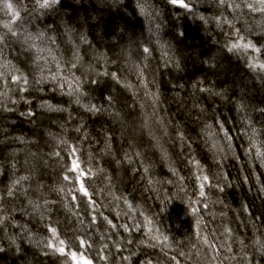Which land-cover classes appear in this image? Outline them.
I'll list each match as a JSON object with an SVG mask.
<instances>
[{
  "label": "trees",
  "instance_id": "16d2710c",
  "mask_svg": "<svg viewBox=\"0 0 264 264\" xmlns=\"http://www.w3.org/2000/svg\"><path fill=\"white\" fill-rule=\"evenodd\" d=\"M135 1L150 2L39 0L33 5L38 20L51 30L48 43L57 66L71 75L68 78L75 87L79 82L80 104L73 103L76 96L69 97L61 89L64 95L45 86L41 94L33 83L38 67L31 53H23L13 40L26 10L18 6L0 17V57L10 64L7 73L0 75V84L12 86L0 98V178L28 177L14 199L0 200V241L14 239L9 246L19 250L22 240L10 230L30 219L23 216L17 221L13 215L29 205L41 209L30 221L59 254L55 264H98L104 261L101 250L109 264H208L206 259L212 257L216 264H223L222 260L232 259L223 252H235L228 264H264V177L259 169L264 164L248 148L245 136L249 124L264 130V112L255 123L250 113L264 108V69L259 67L264 64V13L246 7L233 11L231 0L222 8L217 6L219 0H164L156 5H163V13L153 14V20H164L169 13L174 29L169 32L167 24H160L152 42L139 26ZM237 2L243 4V0ZM200 22L211 26L206 37L197 30ZM229 40H233L230 47L251 41L260 49L233 50L251 67L247 73L241 64L229 61ZM141 46L148 47L150 55ZM173 60L180 67L166 68ZM73 63L76 69L68 71ZM138 65L142 76L137 74ZM103 79L109 81L111 93L100 88ZM45 100L48 106L40 113L39 105ZM17 105H22L20 110ZM209 119L232 134L236 155L228 158L230 162H215L206 150L210 151V142L201 139L200 129ZM143 121L153 141L144 139ZM15 139L20 141L14 144ZM74 160L83 173L68 202L73 213L90 215L84 227L94 246L79 237L72 240L74 249H68L60 243L66 241L62 232L68 205L57 199L63 190L58 180L69 175ZM252 168L256 174L249 173ZM81 183L89 196L78 191ZM209 190L217 192L225 204L219 215L228 220L233 243L223 248L222 242L208 237L214 250L209 253L206 246L205 256L195 258L188 255V250L195 249L189 244L196 218L190 205L201 199V191L205 195ZM6 193L0 187V199ZM128 217L134 219L131 226L125 220ZM181 220L186 223L184 235L175 229ZM122 236L128 238L129 248L120 243ZM251 248L257 253L263 249V256L251 255ZM5 253L0 244V264H10L4 260ZM19 264L51 263L31 252Z\"/></svg>",
  "mask_w": 264,
  "mask_h": 264
},
{
  "label": "bare ground",
  "instance_id": "6f19581e",
  "mask_svg": "<svg viewBox=\"0 0 264 264\" xmlns=\"http://www.w3.org/2000/svg\"><path fill=\"white\" fill-rule=\"evenodd\" d=\"M163 1L164 0H150V2H148V4L146 5H142L137 1H135L134 3V5L136 6L135 13L138 14L140 18L139 26L142 28L144 33L148 35L150 41L152 42H154L153 38L156 34L157 27L161 24V22L165 24L166 22L168 23V21H173V19L170 20L169 13L166 16V18L163 15L164 20H153V14L156 15L157 12H160V11H162L163 13V7H162L163 5L160 6V8L156 7L157 4L158 5L162 4ZM38 2L39 0H0V17H3V16L7 17L9 13L18 6L26 10L27 14H26L25 21H22L21 23L16 24V28L13 32L14 34L13 40L15 41L14 44H17L18 47L21 48L23 53L25 52V50L28 49L27 52L31 53L32 58L34 56L35 57L38 56L37 55L38 53L36 51L37 48L43 49L45 48V46H47V48L51 52V47L48 43L51 41L48 35V33H50L51 30L50 32H48L49 29H46L45 28L46 26L38 20L39 12L36 11L34 9L35 7L33 6V5H37ZM232 2L233 0H231L229 4H231ZM152 8H153L154 13L151 12ZM141 9H143V11ZM198 24L200 25V27H198L197 30L200 28L199 31L202 30L204 33H206V31L211 28L209 23L200 22ZM194 32L197 33V31H194ZM206 36H207V33L205 34V37ZM30 38H31L30 45H28L27 42L29 41ZM35 38H37L40 41H44V43L35 41ZM232 41L229 40L226 43V47H227L226 55L230 57L228 58L229 61H234L238 64H241L242 69L247 73V71L251 67L248 66L246 61L241 60L243 61L241 62L239 60L240 59L239 56L235 54L233 50L229 51L230 43ZM29 48H32L33 50ZM221 48L223 51V55L225 57L224 53H225L226 48L224 47L223 43H221ZM36 61L34 60V63ZM29 62H31L30 59H29ZM165 64H167L166 61H165ZM38 66H39L37 68L38 71L34 72V77L32 81L34 84L37 85L39 90L41 89L40 90L41 94H45V86H47V89H51V90L56 88V86L52 85V83H54L52 79L53 77H56V80H64L63 82L67 80L68 83L65 82L66 87L69 89H70V86L72 88H75L74 81L71 78L70 79L68 78L71 75H66L65 72L62 71L59 66H57V63L54 59L51 62H49L46 67H44L45 71L42 70V66L40 63H38ZM178 67H180V62L176 60L172 61V63L170 64V67L166 65V68H178ZM9 68H10L9 61L3 60V58L0 57V75L2 76L5 75L7 71L9 70ZM193 70H194V66H191V71H190L191 75L193 74L192 73ZM196 71L198 72L200 71V69L196 67ZM183 72L187 74L189 70L186 67H183ZM41 80H43L44 82L40 83L39 81ZM11 88L12 86L10 84H5L4 82H1L0 98H2L4 94H6V91ZM13 92H14V97H17V91L13 90ZM148 106L151 107L152 109H155V107L153 106H150V105ZM17 107H18V110H20L22 105H17ZM261 109L262 110L256 109V110L250 111L251 118L254 123L257 122V120L263 116L264 108H261ZM36 112L39 113L40 108H39V112L37 110ZM74 134H75L74 136L75 140H78V137L76 136L77 133H74ZM229 135L231 136L232 134H229ZM261 139L264 140V131L262 132ZM18 141L20 140L15 139L13 143L16 144ZM232 142H233V139H232ZM250 157L252 158L253 156L250 155ZM195 162H197V160H195ZM201 162L202 161H199V166L202 168L203 164ZM227 162H230L229 159L225 160V163ZM72 164L70 166V173L69 175H67L68 179L65 180L61 176L62 178L58 180L59 182L58 184L62 187L63 190H60V192L57 195V199L59 201L63 202L64 205L65 204L68 205V207L65 208V213L67 214L65 220H67V223H64L65 230L62 232V237L66 239L64 243L68 249H74V246L72 243H74L75 241H72V240H75L76 238H79V237H82V239H84L88 244H90L91 246H94L90 238V233L84 227L86 225V222L88 220H91L90 215L84 211H80V213L78 214L73 213L72 211L73 206L69 204L68 202V199L72 194L73 186H77L78 182L80 181V174L83 173L80 168L76 170H72ZM259 169L264 177V165L260 166ZM249 173L251 175L256 174V168H252L251 171H249ZM78 176H79V179H78ZM101 176L102 175H99L98 177L101 178ZM17 180L18 178H14L12 181H9L6 178L5 179L0 178V187L6 188L7 190V193L5 194V196L1 197L0 199L1 201H8V200L14 199L17 196L18 192L20 191H17L16 189H20L21 187L20 185L22 183L21 181L19 184H16L15 187H13L14 182ZM66 187L68 188V191H66ZM92 189H95L94 185L92 186ZM9 190H11L13 193L11 196L8 195ZM263 192H264V188H263ZM61 202H58V203H61ZM190 206H191V209H193L194 211L192 215L193 217L196 216V218H195V221H193L192 223V228H191L192 241L190 240L189 244L192 245L195 249H194V252H193V249H190V252L188 250V255H192L195 258H198L199 254H202L205 256L206 246L202 244H198L196 242L197 238L201 235L209 237L218 242H222L223 248H225L228 245L230 246L233 243L232 242L233 235L230 234V231L226 224L228 220H226L225 218H222L219 215L220 211L222 210L221 209L222 206H225V204L223 203V200L221 199L220 195L217 192L213 190L207 191L206 194L201 197V199L193 201V203ZM109 209L110 208H108V211L110 212ZM40 210H41L40 207L28 205V207H25L24 211L17 212L13 216L17 217L16 219L17 221L22 220L23 216H28L30 220L36 219L38 214L40 213ZM34 212H35V215H34ZM30 220H27V219L22 220V222L17 227H15L13 230L9 229L10 231H13V232L15 231L14 232L16 233L15 237L22 240L23 245L19 246V250L17 248H15L14 250L10 248L9 244L13 243L12 242L13 240L5 239L3 241L1 239L0 244L3 245V249L6 252L4 254L6 258L4 260L9 262L10 264H19L22 262L23 258H26L28 255H31V252H35L36 254H39V256H41L42 258L49 259L51 264H55V260L59 256V254L54 249L50 248V241L47 240L43 235L39 234V231L36 230L32 226ZM125 220L128 222L129 226H131V221H134V219L131 217L125 218ZM197 221H199V225H197ZM236 221L238 222V220L235 219V222ZM78 222L82 225V227L78 225ZM225 229H227V231H225ZM249 231H254V229L250 228ZM139 239L140 241L143 240L141 238H138V240ZM119 240H120V243L123 244V248H129L128 238H125L122 236L121 238H119ZM8 247L9 249H7ZM101 251L103 253L104 261H99L98 264H109V261L106 260V257L108 256L107 253H105L103 250ZM262 251L263 249H261V251L257 253V250L254 248H251L249 250L251 255L253 256L258 255L260 258L263 256ZM223 253L228 256H231L232 259L230 261L222 260V263L223 264L232 263L233 256H235V252H223ZM251 260L255 261V258L253 257ZM216 261L217 259H214L212 261V264H216ZM206 262L208 263L207 259H206ZM139 264H145V263L140 262ZM149 264H155V263L150 261Z\"/></svg>",
  "mask_w": 264,
  "mask_h": 264
},
{
  "label": "clouds",
  "instance_id": "9594fccd",
  "mask_svg": "<svg viewBox=\"0 0 264 264\" xmlns=\"http://www.w3.org/2000/svg\"><path fill=\"white\" fill-rule=\"evenodd\" d=\"M229 0H219L218 2V7L222 8L223 5L228 4ZM230 7L233 8V11L240 10L242 7H246L251 9L252 12H261L264 13V0H243V4L241 3H236L235 0L229 5ZM262 21H264V17L261 18ZM221 22L217 23V27H220ZM142 47V46H141ZM143 53H149L148 47H142ZM142 59L144 61H147L148 56L143 55ZM77 64L73 63L68 71H73V69H76ZM59 71V70H58ZM137 74L142 76L143 75V70L139 68L138 65V71ZM53 81L56 80V77L52 78ZM40 83H43L44 81L41 80L39 81ZM61 88L63 84H60ZM67 95L69 97L76 96L74 102L76 104H80V96L83 95L81 92V89L79 87V82H77V86L75 88H72L70 86V90L67 92ZM42 109L46 108L48 106V101H43L39 105ZM262 129L256 127L255 125L249 124L247 130L245 131V136L248 139V148L250 150H254V155L256 158L261 160V163L264 164V140L261 139L262 135ZM201 132V139L207 138L209 143V151L208 153L210 154V157L215 161V162H220L222 160H227L231 156H235V148L233 146L232 138L229 135V132L225 129L223 124H220L218 127L213 124L211 119L206 121L203 125V127L200 129ZM251 158V157H250ZM162 212L164 211L163 209L161 210ZM197 225H199V221H197ZM198 244H202L207 246L209 253H211L214 250V246L212 245L211 240L206 237V236H199L196 241ZM215 257H212V260H214ZM212 260L208 261V264H212Z\"/></svg>",
  "mask_w": 264,
  "mask_h": 264
},
{
  "label": "rangeland",
  "instance_id": "374dc122",
  "mask_svg": "<svg viewBox=\"0 0 264 264\" xmlns=\"http://www.w3.org/2000/svg\"><path fill=\"white\" fill-rule=\"evenodd\" d=\"M124 17H125V15H124ZM167 23V22H166ZM166 23H165V25H166ZM161 24L163 25V22H161ZM168 29H169V32L170 31H172V29H174V24H173V22L172 21H168ZM167 29V30H168ZM245 30L246 31H248V29L245 27ZM32 38V37H31ZM31 38L29 39V41L27 42L28 43V45H30V41H31ZM35 41H37V42H41V43H44V41H40V40H38L37 38H35ZM31 47H32V45H31ZM29 49H32V48H29ZM28 50V49H27ZM27 50H25V51H27ZM33 50V49H32ZM36 51H37V57H33L34 58V60L36 61L34 64L37 66V67H39L38 66V63H40L41 64V66H42V70H44L45 68L44 67H46L47 65H48V63L49 62H51L54 58L52 57V55H51V52H50V50L47 48V46H45V48H43V49H40V48H37L36 49ZM45 71V70H44ZM92 75L94 76L95 74L94 73H92ZM64 80H55V81H53L54 83H52V85H54V86H56V91H55V93L57 94H59V95H66L67 94V92L70 90L69 88H67L66 87V83H68V81L66 80L65 82H63ZM107 83H109V81L107 82L106 81V79H103L101 82H99V86H100V88L102 89V91L105 93V92H107V91H109V93H111V91H110V87H109V85H107ZM60 84H63V86H62V88H61V86H60ZM59 88H58V87ZM53 88H55V87H53ZM62 90V92L64 93V94H62L59 90ZM73 103H75V102H73ZM40 109H41V107H40ZM142 123V129H141V132H142V135H143V137H144V139H147L149 142L150 141H153V139L151 138V136L149 137V136H147V131H146V127H145V123H144V121L143 122H141ZM145 129V130H144ZM145 133H146V136H145ZM47 140H49L48 139V137L46 138ZM185 227H186V223L184 222V220L182 221H180V224L178 225V228L176 227L175 229H177V231L178 232H181L183 235L185 234V233H187L186 232V230H185Z\"/></svg>",
  "mask_w": 264,
  "mask_h": 264
},
{
  "label": "snow or ice",
  "instance_id": "6c2138e0",
  "mask_svg": "<svg viewBox=\"0 0 264 264\" xmlns=\"http://www.w3.org/2000/svg\"><path fill=\"white\" fill-rule=\"evenodd\" d=\"M172 2H173V3H176V0H172ZM182 6H184V7H188L187 4H184V5H182ZM141 10L143 11V9H141ZM201 19H203V17H201ZM239 39H240V41H242V40H243V37H240ZM249 48H252V49H253L254 51H256V52H259V51H260L259 48H255V46L252 45L251 41H249V42H247V43H240V42L233 43V44L231 45V47L229 48V51H232V50H244V51H247ZM253 66H255V65H253ZM259 67H260L261 69H264V64H260ZM90 110H94V109H90ZM78 167H79V165H78V164L75 162V160H74V161H73V164H72V170H76V169H78ZM80 175H82V173H81ZM26 179H28V177H25V176H21V177H19V179H18L17 181L14 182L13 187H15L16 184H19L21 181H24V180H26ZM64 179L67 180L68 177L66 176ZM78 179H79V176H78ZM205 179H206V177H205ZM78 191H79L80 193H82L83 196H85V197L89 196V192H88V190L85 188V186H84L83 183L80 184V187H79ZM12 194H13L12 191L9 190L8 195L11 196ZM200 195L203 196V195H204V192L201 191ZM73 199H75V197H73ZM29 203H32V201H29ZM89 203H90V204L92 203L91 200L89 201ZM94 219H95V218H94ZM105 219H107V218L105 217ZM108 222L111 223V221H108ZM0 223H3V221L0 220ZM126 230H127V229H126ZM51 231H52L53 235L55 236V229L53 228V229H51ZM225 231H227V229H225ZM12 242L15 243V240L13 239ZM60 243L63 244L64 241L61 240ZM80 243H81V244H84V241L81 240ZM59 250L62 252V251H63V248H60ZM73 255H74V254H73Z\"/></svg>",
  "mask_w": 264,
  "mask_h": 264
}]
</instances>
